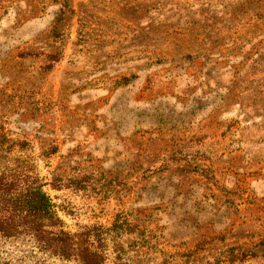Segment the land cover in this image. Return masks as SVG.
I'll use <instances>...</instances> for the list:
<instances>
[{
    "label": "rangeland",
    "instance_id": "1",
    "mask_svg": "<svg viewBox=\"0 0 264 264\" xmlns=\"http://www.w3.org/2000/svg\"><path fill=\"white\" fill-rule=\"evenodd\" d=\"M67 3L0 0V130L28 143L0 171L33 162L103 264H264V0ZM0 264L80 263L22 236Z\"/></svg>",
    "mask_w": 264,
    "mask_h": 264
},
{
    "label": "trees",
    "instance_id": "2",
    "mask_svg": "<svg viewBox=\"0 0 264 264\" xmlns=\"http://www.w3.org/2000/svg\"><path fill=\"white\" fill-rule=\"evenodd\" d=\"M53 2L62 3V16L68 6L67 0ZM46 57L45 69H51L59 61L54 52L47 53ZM27 146L25 140L11 138L0 130V150L12 153L25 150ZM56 151L57 146L50 145L43 155ZM15 162L14 167L0 171V237H29L36 249L48 256L80 264H103L99 228L83 227L73 234L65 230L55 204L44 189L46 182L39 176L33 162L19 157Z\"/></svg>",
    "mask_w": 264,
    "mask_h": 264
}]
</instances>
